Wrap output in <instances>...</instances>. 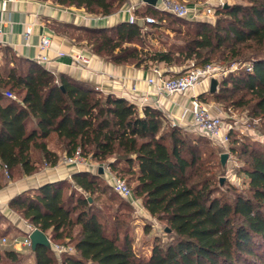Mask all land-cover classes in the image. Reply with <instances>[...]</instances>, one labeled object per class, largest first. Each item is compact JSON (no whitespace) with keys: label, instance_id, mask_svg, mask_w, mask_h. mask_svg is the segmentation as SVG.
Returning a JSON list of instances; mask_svg holds the SVG:
<instances>
[{"label":"trees","instance_id":"1","mask_svg":"<svg viewBox=\"0 0 264 264\" xmlns=\"http://www.w3.org/2000/svg\"><path fill=\"white\" fill-rule=\"evenodd\" d=\"M39 1L101 17L129 2ZM135 15L150 16L154 22L123 21L99 28L49 20L47 25L114 64L180 68L174 76L182 75L188 63H246L247 68L219 80L216 92L198 99L223 109L248 108L264 124V0L220 5L215 24L182 19L147 5ZM6 48L15 60H1L0 65V162L7 165L9 179L17 172L23 178L46 166L54 168L63 155L73 158L80 151L83 159L107 163L117 178L133 185V195L152 218L166 225L169 236L166 244L157 236L149 255L137 251L130 224L118 211H103L113 207L102 196L110 193L107 200L116 202L117 193L102 185L99 173L79 171L72 176L75 187L67 196L69 181H56L23 191L8 204L28 226L50 234L53 244L74 246V253L61 254L53 246L39 247L32 252L35 264H264L263 144L230 130L227 151L240 162L246 188L225 196L216 173L222 171L220 155L225 151L198 146L208 136L187 133L150 105L141 115L124 98L104 95L65 74L57 76ZM6 91L19 100L6 97ZM27 259L14 248L0 247V264H26Z\"/></svg>","mask_w":264,"mask_h":264},{"label":"crops","instance_id":"2","mask_svg":"<svg viewBox=\"0 0 264 264\" xmlns=\"http://www.w3.org/2000/svg\"><path fill=\"white\" fill-rule=\"evenodd\" d=\"M142 6V0H129L128 4L116 13L101 17L91 15L83 9L76 7L60 6L52 1L39 0H0V20L4 21V33L0 45L12 49L19 57L36 61L40 56H48L49 60L41 64L55 75L65 74L79 82L90 85L104 95L113 94L124 98L136 106L146 95L150 96L149 103L163 112L171 122L185 130L196 131L190 112L184 115L185 110L191 108L194 97L210 92V81H205L193 90L185 94H175L157 98L153 92V86L148 83L151 78H156L155 69L164 74L173 76L181 71L177 68H169L164 65L149 67L148 69L133 65H117L100 56L93 54L86 47L75 45L67 37L59 36L53 32L47 22L55 20L63 23H73L87 27L111 28L120 22L128 20V10L133 6ZM28 26L33 27L30 44H26L25 32ZM49 38L51 46L49 50L40 49L41 40ZM82 53L90 58L87 68H80L73 64L71 56ZM2 57L0 55V65ZM158 100V101H157ZM213 116H223L222 108L214 103H204ZM63 155L59 164L52 168L46 166L40 172L25 176L14 184H8L0 190V209H9L10 200L22 191L34 190L47 183L56 181H71L74 173L89 171L96 174L101 167L93 161H87L86 165H75L65 162ZM102 178L108 182H114L115 175L108 165L103 167ZM25 235L27 226H23Z\"/></svg>","mask_w":264,"mask_h":264},{"label":"rangeland","instance_id":"3","mask_svg":"<svg viewBox=\"0 0 264 264\" xmlns=\"http://www.w3.org/2000/svg\"><path fill=\"white\" fill-rule=\"evenodd\" d=\"M184 1L189 6L199 4L201 5V7H213L214 12L216 13V9H218V6L233 4L237 0H184ZM216 20L217 18L215 16V20L213 24H215ZM77 35H82V34L78 33ZM173 42L175 41L171 39L170 43ZM0 55L2 57V60L7 59L8 62L14 60V55L10 51H8L7 48L3 45H0ZM212 63H215L216 65L220 66L223 69H229L232 67L234 71H236L237 69L238 70L242 68L245 69L248 67L246 63H233L227 66V64L217 61L216 59L213 60ZM190 65L191 63L186 64L185 67H183V69L186 70ZM172 68L177 69V67H172ZM219 106L222 108L224 112L223 118L227 126L235 130L240 137H248L251 140H257L259 144L264 145V124H262L263 122H261L260 119L253 117L248 108L236 109L233 107H229L227 109H223L221 105ZM185 131L191 135H203L202 133H200L199 130L196 131L185 130ZM188 142L189 144H193L191 139H189ZM198 146L214 149L215 151L223 150L227 152V149L225 148L221 149L219 146L215 145V143L210 141V139L208 138L207 139L205 138V140L201 142ZM97 165L99 167H106L107 163L104 164L97 163ZM217 165H218L217 163L214 164V166ZM239 166H240V162H238V160L235 158L234 155L233 156L230 155L227 161L226 169L225 170L222 169L221 172L219 171V169H216V173L218 174L217 185L221 193L224 194L225 196L228 195L232 197L234 193L236 192L242 193L246 188L245 185L246 176L240 172ZM98 172L99 170L95 173L98 174ZM114 175L117 177L116 174ZM15 176L16 178L9 179L8 173L0 172V190L6 188L8 184H11L12 182L16 184L15 182L21 179L23 175L22 173L17 172ZM100 176L102 177V175ZM70 182L71 181H69V185L66 187V196L69 195L72 191H74L75 184H73V181L72 184H70ZM100 182L102 183L103 186L109 185L114 190V182H108L103 178H101ZM127 186L129 187L130 190H132L133 185H129L127 183ZM113 192L117 193L115 190ZM109 194L110 193H108L106 196H102L101 199L106 205H112L113 211L109 212V210L106 209H104L103 211L107 215L109 214L115 215L116 211H118L119 215L122 218H124L127 221V223L130 224L131 226L130 236L133 241V246L137 251H143L147 255H149L151 245H153V243L156 240L155 238L157 236L159 237V240H161L162 243L166 244L168 242L169 236L167 235L165 230L166 225L152 218L147 212V210H145L142 201L140 199H137L133 195V193L132 196H128V197H123L122 195L117 193L119 199L116 202H110L107 200ZM85 195L88 196L87 194ZM102 200L98 201L97 205L101 206L103 203ZM24 225H26L27 230H29V226L26 224V222L23 220L20 214L13 212L10 209L6 210L5 208H1L0 209V247L1 249L14 248L21 255L28 257L26 264H35L34 257L32 256L31 247L21 246L26 236L23 230ZM147 226L150 227L148 232H146ZM47 235L50 237V234ZM4 238L7 239L6 243H4L3 241ZM14 241L16 245L14 244ZM52 245L68 247L69 249H72L73 253L75 252L74 246L72 244L65 245L62 244V242H56L54 244L52 243Z\"/></svg>","mask_w":264,"mask_h":264},{"label":"built area","instance_id":"4","mask_svg":"<svg viewBox=\"0 0 264 264\" xmlns=\"http://www.w3.org/2000/svg\"><path fill=\"white\" fill-rule=\"evenodd\" d=\"M6 1H16V0H6ZM142 5H145L142 3ZM141 6L136 5L128 10V22L139 23L140 25L151 24L154 19L150 16L146 18H137L135 11ZM157 9L170 13L176 17L187 19V20H202L213 23L215 20V12L213 7H201L199 4L189 6L185 3L178 2L176 0H159ZM4 21L0 20V41L4 33ZM33 33V27L28 26L25 32L26 44H30V39ZM51 46V41L49 38H44L41 40L39 45L42 50H49ZM73 64L80 68H87L90 65V58L82 53H75L71 56ZM49 60L48 56H40L36 59L38 64H43ZM234 69H223L215 63H209L203 67H195L193 63L186 69V71L179 76H170L164 74L161 70L155 69L156 78H151L148 83L153 86V94L157 98L167 97L175 94H185L198 85L205 81H212L213 79L221 80L227 74L233 72ZM6 97L19 100L17 96L13 93L7 92ZM150 96L146 95L142 98V101L137 105L141 115L143 114V108L149 103ZM158 101V100H157ZM190 112L192 122L197 130L203 135L208 136L216 145L222 148L228 149L230 142L229 133L231 127L227 126L223 116H213L207 106L198 99L194 97L191 101V108L185 110L184 115ZM65 162L75 165H86L87 160L81 157L80 151L76 153L73 158H66ZM0 172L8 173V167L0 162ZM114 190L122 195L123 197L132 196V191L127 186L126 182L122 179L115 177L114 179ZM35 228L29 226V230L24 238L22 247H31L32 243L30 240V234ZM4 243L7 239H3ZM14 244L16 245L15 241ZM53 246V245H52ZM54 250L61 254L63 252H72V249L68 247L53 246Z\"/></svg>","mask_w":264,"mask_h":264},{"label":"water","instance_id":"5","mask_svg":"<svg viewBox=\"0 0 264 264\" xmlns=\"http://www.w3.org/2000/svg\"><path fill=\"white\" fill-rule=\"evenodd\" d=\"M142 3L149 7L157 8L159 0H142ZM224 7H228V5H224ZM218 85H219V81L216 79H213L210 85V92L211 93L216 92L218 89ZM229 156H230V153L228 151L222 153L220 156V160H221L220 162H221V166L223 170H225L227 167V161L229 159ZM104 172L105 171L103 167H101L98 173L99 175H103ZM167 231L169 232V229H167ZM30 240L32 243L31 245L32 252H35L39 247L50 248L52 246L51 237H49L46 233H44L43 231L39 229H34V231H32V233L30 234Z\"/></svg>","mask_w":264,"mask_h":264}]
</instances>
